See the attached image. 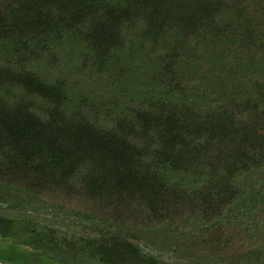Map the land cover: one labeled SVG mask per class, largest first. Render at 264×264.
<instances>
[{
  "label": "trees",
  "instance_id": "trees-1",
  "mask_svg": "<svg viewBox=\"0 0 264 264\" xmlns=\"http://www.w3.org/2000/svg\"><path fill=\"white\" fill-rule=\"evenodd\" d=\"M0 205V264H264V0H0Z\"/></svg>",
  "mask_w": 264,
  "mask_h": 264
},
{
  "label": "rangeland",
  "instance_id": "rangeland-1",
  "mask_svg": "<svg viewBox=\"0 0 264 264\" xmlns=\"http://www.w3.org/2000/svg\"><path fill=\"white\" fill-rule=\"evenodd\" d=\"M0 213L8 217H13V216H16L17 214H23L21 211H18L16 208H12L7 205H0ZM27 214H32L33 216H37L40 223H48V224L53 223L52 226L68 230L69 232L73 230L72 224L78 223V220H73V219L62 221L60 218L54 217L53 215H50V214L40 213L37 215V214H33L32 212H27ZM61 223L63 225H61ZM66 226H69V227L66 228Z\"/></svg>",
  "mask_w": 264,
  "mask_h": 264
}]
</instances>
